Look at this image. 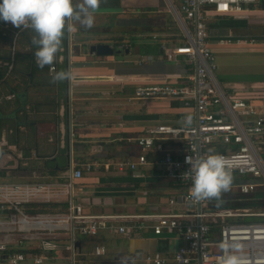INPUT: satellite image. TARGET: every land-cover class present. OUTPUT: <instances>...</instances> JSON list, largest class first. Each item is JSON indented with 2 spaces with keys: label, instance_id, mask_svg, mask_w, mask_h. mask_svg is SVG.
Here are the masks:
<instances>
[{
  "label": "crops",
  "instance_id": "obj_1",
  "mask_svg": "<svg viewBox=\"0 0 264 264\" xmlns=\"http://www.w3.org/2000/svg\"><path fill=\"white\" fill-rule=\"evenodd\" d=\"M73 2L79 4L81 0ZM171 2L179 10L182 0ZM158 14L159 20L153 18ZM132 21L134 27L129 31L127 25ZM207 21L215 78L221 89L249 105H264V8L209 14ZM72 23L73 29L65 31L53 65L41 69L35 63L33 30L0 21V58L12 59L15 68L7 74L0 67V182L41 183L49 194L43 203H72L93 216L181 211L182 192L153 164L154 153L147 156L148 164L135 172L118 169L119 164L136 159L139 153L134 140L148 128L181 127L188 117L195 116L192 106L184 107L178 101H141L134 96L137 86H179L195 75L196 66L188 65L185 57L178 56L177 62L166 57L171 49L186 43L168 2L120 0L118 10L98 9L91 28ZM95 45L110 46L124 61L90 54V47ZM61 70L70 71L71 78L53 83L52 77ZM84 77L120 80H78ZM10 96L13 98L6 99ZM243 120L253 122L256 117ZM257 145L264 157V142ZM87 165L89 172L84 170ZM74 170L83 171L82 179L70 180ZM17 176L21 180H16ZM251 184L255 190L247 195L239 192V186ZM261 187L259 180L233 177L230 191L222 194L219 203L209 201L210 208L264 211ZM232 191L239 196L229 208L225 197ZM172 200L177 204L171 205ZM131 224L151 225L143 220ZM42 240L44 251L39 240L29 238L21 250L33 257H47L44 264H150L148 257L171 259L182 244L174 234L156 237L147 228L134 230L128 238L107 231L91 238L78 237L76 254L69 249L66 232L46 235ZM96 248H102L104 254L96 256Z\"/></svg>",
  "mask_w": 264,
  "mask_h": 264
},
{
  "label": "built area",
  "instance_id": "obj_2",
  "mask_svg": "<svg viewBox=\"0 0 264 264\" xmlns=\"http://www.w3.org/2000/svg\"><path fill=\"white\" fill-rule=\"evenodd\" d=\"M260 2L182 0L179 10L175 9L172 14L180 22L186 43L171 49L166 57L174 62L178 56L185 57L188 65L196 66L194 77L179 86L149 84L134 90L135 98L141 101L174 100L184 107L194 108V118L188 117L184 126L148 128L134 140L139 153L136 159L118 165L120 171L135 172L146 166L147 156L154 153L153 164L182 192V210L149 216H93L71 203L65 213L30 215L27 206L43 203L49 196L48 187L41 183L0 182V264H44L47 257H33L21 250L28 238L39 240L44 251L43 237L63 231L69 237L70 251L76 254L74 245L78 237L91 238L107 231L128 238L134 230L146 228L156 237L174 234L182 243L171 259L156 255L147 258L150 264H218V258L223 254L220 245L236 243L243 245L247 264H264V211L211 209L209 200L189 199L191 179L183 177L190 168L187 157H206L211 152L226 158L233 177L259 180L264 186V157L256 143L264 135V105H249L221 89L215 78L216 64L206 24L209 14L242 13L245 9L258 8ZM0 67L7 74L11 73L13 60L0 61ZM246 116H255L256 120H243ZM219 147L226 151L217 152ZM84 170L89 172L91 167L87 165ZM82 177L81 170H74L69 176L71 181ZM255 188L253 184L241 185L239 192L247 195ZM170 204L177 203L172 200ZM142 220L151 225L137 227L131 224ZM94 254L103 255L104 250L96 248Z\"/></svg>",
  "mask_w": 264,
  "mask_h": 264
},
{
  "label": "clouds",
  "instance_id": "obj_3",
  "mask_svg": "<svg viewBox=\"0 0 264 264\" xmlns=\"http://www.w3.org/2000/svg\"><path fill=\"white\" fill-rule=\"evenodd\" d=\"M101 0H0V21L11 23L17 29H31L35 33L31 43L36 48V65L43 69L53 65L62 46L65 31L71 32L73 21L91 28L94 14ZM71 78L70 71H58L52 77L53 83ZM220 154L206 157L186 158L190 165L183 177H190L189 199L192 201L215 200L221 202L223 193L230 191L233 184L232 170ZM223 254L218 264H247L242 244H221Z\"/></svg>",
  "mask_w": 264,
  "mask_h": 264
},
{
  "label": "trees",
  "instance_id": "obj_4",
  "mask_svg": "<svg viewBox=\"0 0 264 264\" xmlns=\"http://www.w3.org/2000/svg\"><path fill=\"white\" fill-rule=\"evenodd\" d=\"M173 1V0H172ZM260 2L259 4V9L264 8V2ZM119 4L120 0H101V3L99 5V9H113V10H118L119 9ZM175 5V3H174ZM176 6V5H175ZM214 15V14H213ZM211 28V25H209V29ZM4 61H6L5 58H0ZM15 72V68L13 66L12 73ZM11 73V74H12ZM4 80L1 82L3 83ZM262 143L264 142V135L256 143ZM226 149L224 147H219L218 151L219 153H224ZM3 175V171L0 170V176ZM177 186V185H176ZM68 206L66 204H53V203H32L27 206V213L30 215H35V214H60V213H65L67 211ZM35 254V253H34Z\"/></svg>",
  "mask_w": 264,
  "mask_h": 264
},
{
  "label": "water",
  "instance_id": "obj_5",
  "mask_svg": "<svg viewBox=\"0 0 264 264\" xmlns=\"http://www.w3.org/2000/svg\"><path fill=\"white\" fill-rule=\"evenodd\" d=\"M170 6V9L172 11V13H175V7L173 6L171 0H166ZM179 21V20H178ZM180 23V22H179ZM90 54L95 55L96 57L99 58H106V57H112L114 59L115 62H123L124 61V57L122 56H118L119 52L114 51V49H112L110 46L108 45H95L90 47ZM125 53L127 54L128 51H125ZM2 78V73L0 71V80ZM78 80H84V81H111V80H120V78H113V77H84ZM264 119V118H263Z\"/></svg>",
  "mask_w": 264,
  "mask_h": 264
},
{
  "label": "rangeland",
  "instance_id": "obj_6",
  "mask_svg": "<svg viewBox=\"0 0 264 264\" xmlns=\"http://www.w3.org/2000/svg\"><path fill=\"white\" fill-rule=\"evenodd\" d=\"M168 10H169L168 7H166V11H168ZM159 15H161V14H158L157 16L155 15L153 18H158L157 20H159V18H160ZM141 17H142V16H141ZM119 24H120V22H119ZM136 24H137V23H136ZM136 24H135V25H136ZM206 24L208 25V21L206 22ZM116 25H117V23L115 24V26H116ZM139 25H141V24H139ZM127 27H129V28H128L129 31H132V29H133L132 27H134V23H133V21H132L131 24L127 25ZM129 39H130V37L128 38V40H129ZM126 45H127V44H126ZM10 179L13 180V179H12V176H11ZM16 180H21V176H17V177H16ZM261 182H262V181H260V183H261ZM261 188L264 189V187H261ZM238 194H239V192H233V191H232L231 193H228L227 196L225 197V199L228 200V202H229V203H226L227 206H228L229 208H233V207H234L232 201L235 200V198H238V196H239ZM243 199H245V198H242L241 200H243ZM229 204H232V206H229Z\"/></svg>",
  "mask_w": 264,
  "mask_h": 264
}]
</instances>
